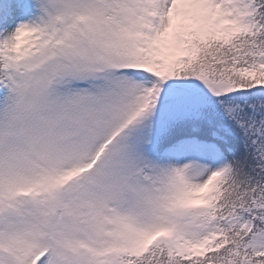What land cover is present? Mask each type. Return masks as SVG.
<instances>
[{
    "label": "snow or ice",
    "instance_id": "1",
    "mask_svg": "<svg viewBox=\"0 0 264 264\" xmlns=\"http://www.w3.org/2000/svg\"><path fill=\"white\" fill-rule=\"evenodd\" d=\"M0 264H264V0H0Z\"/></svg>",
    "mask_w": 264,
    "mask_h": 264
}]
</instances>
